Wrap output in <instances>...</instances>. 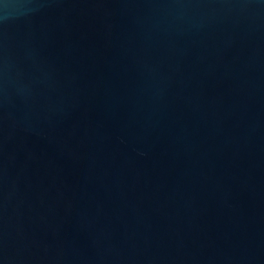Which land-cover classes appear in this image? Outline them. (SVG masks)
Masks as SVG:
<instances>
[{"label":"water","instance_id":"obj_1","mask_svg":"<svg viewBox=\"0 0 264 264\" xmlns=\"http://www.w3.org/2000/svg\"><path fill=\"white\" fill-rule=\"evenodd\" d=\"M0 264H264V0H0Z\"/></svg>","mask_w":264,"mask_h":264}]
</instances>
